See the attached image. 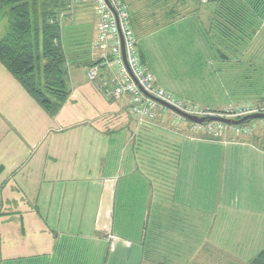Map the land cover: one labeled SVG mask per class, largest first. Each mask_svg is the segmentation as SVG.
<instances>
[{"label":"crops","instance_id":"1","mask_svg":"<svg viewBox=\"0 0 264 264\" xmlns=\"http://www.w3.org/2000/svg\"><path fill=\"white\" fill-rule=\"evenodd\" d=\"M93 54L96 60L99 51ZM197 83L201 93H211V85ZM175 93L213 107L226 103L217 92ZM96 97L103 108L90 97L89 117L59 127L78 129L77 141L52 139L38 153L50 125L42 132L36 124L2 129L0 227L6 226V235L0 236V264L244 260L247 234L236 239V249L233 242L219 255L217 245L226 241L216 229L264 227V123L214 137L162 104L153 118L138 123L127 99ZM26 103L36 109L31 99Z\"/></svg>","mask_w":264,"mask_h":264},{"label":"rangeland","instance_id":"2","mask_svg":"<svg viewBox=\"0 0 264 264\" xmlns=\"http://www.w3.org/2000/svg\"><path fill=\"white\" fill-rule=\"evenodd\" d=\"M138 3L140 7V14H142L141 16L143 17L145 15L146 21L155 25L152 27L149 26L147 31L149 32V30H154L150 32L151 37L149 38L151 48V51L149 52V66L155 72L160 84L174 92H187L193 97H202V95L206 96L209 94V90L201 93L202 90L199 87H196V83L198 82L200 84L202 82L201 80H195L186 76L185 71L189 74V68H182L181 64L188 61L190 62L191 59L190 56L180 48L179 45L181 44L179 43V45H177L175 36L170 34L171 30H168V28L164 29L165 26L158 30H156V28L164 24L163 20L167 17V12L165 10L172 7L176 8L175 15H172V17L178 19L176 20L177 23L175 22L178 26L180 21L188 20L192 16L196 18L198 17L201 20L205 19L203 22L208 25L212 14L210 4H207L208 2H203L202 0H138ZM92 5V1L73 3L71 4V8L64 10L61 13V22L62 25H64L62 31V41L68 58L67 68L71 75L73 74L75 78L72 76L70 78V87L73 95L70 100H67L68 102L61 116H59L58 121L54 120L53 117L55 115L50 116V114L44 111L40 104L27 93L19 81L0 62V134L2 129H5L10 125L12 126L13 124L41 125V129H38L40 132L45 131L44 128H48L50 125L52 129L51 132L45 134V137L42 139V146L37 150L38 153H41L46 151V148L52 139L79 140L75 134V132L78 133V129L71 128L68 130H60L59 127L63 126L62 124H65L64 122L68 120H84L86 116L89 117L91 114L87 115V111L90 110L91 107L89 105V100L91 99L90 97L94 98L95 104H97L98 107H104V104L102 102L100 103V99H97L96 97V95H101V99H103V94L92 84V81L89 80L87 76V68H85V66L87 67V64L91 61L92 55H94L92 40L96 32L97 16L92 9ZM4 11V8L0 9V36L3 35L8 24V18ZM181 16L184 17L180 18ZM200 28L203 30L201 25ZM193 30L194 36L193 34H191V36L196 39L195 42H193L195 46L193 53L195 56L201 57V53L205 49L204 44H206V46L208 45V47L212 44V48H208L207 52L210 55L211 53L213 54V59H211L213 61L215 59L214 54H217L216 59H220L219 54L221 51L228 53V48L223 43H220L218 39L212 38L210 42L207 39L206 42V39L202 35H197L200 29L198 30L197 28H194ZM242 50L243 51L241 52L243 54L239 62L232 59V61L235 62L228 63L230 66L226 70L228 74L226 73L225 77H223V84L226 85L224 90H222L215 79L210 78L208 80L206 78V80H208L206 81V84L212 86L211 93L208 96L218 97V94L219 96L223 95L226 99L225 104L220 101L219 106L213 107L200 104L198 103L200 101L196 102L197 100L186 96L181 97H184L201 106L210 107L212 110L214 109V112H220L231 105H238L244 102H250L263 106L264 26L251 43L243 47ZM179 71L180 76H177ZM104 73H107V70H105ZM104 77H107L106 74H104ZM92 89L93 91H91ZM19 90L25 93L24 97L22 94L21 96L19 95ZM7 91H10L11 94ZM4 95L8 97V100L4 97ZM30 99L33 101L34 107H36L35 110H33L31 103L30 105L26 103V101ZM25 104L27 107L31 108L26 110ZM11 113L17 114V116L13 117L12 120L10 116ZM176 118L178 120H183V116L180 114L176 115ZM137 122L139 123L138 120ZM256 122L264 123V118H254L247 123L252 125ZM144 132L145 131H143V135ZM6 134H9V132H6ZM4 135V133L0 135V162L3 148L6 146V140L2 139ZM31 140L33 139L31 138ZM15 141H18V139H15ZM1 172L2 169L0 168V173ZM31 218L32 217H30L29 220ZM12 219L15 220L19 218ZM238 227V223H234L233 228L219 226L218 229H216V233H218L217 235L219 238H224L226 241V244L220 242L218 243L217 251H219V255H224L225 249L233 242L236 249V239L247 234L248 240L243 242V256L246 260L236 261L235 259L234 261H230L229 259H221L220 261H210L209 263L245 264L248 262L247 260H251L262 248H264V227L250 229ZM4 231L6 232V226L3 228L0 227V236L6 235L4 234ZM128 233L133 234L131 232ZM1 248L2 245L0 246V251L2 250ZM221 250L224 253H222ZM1 254L2 251L0 253V257ZM177 262L178 264L181 263L180 261ZM195 262L196 264H199V261ZM200 263L203 264L202 262ZM189 264H192V262Z\"/></svg>","mask_w":264,"mask_h":264},{"label":"trees","instance_id":"3","mask_svg":"<svg viewBox=\"0 0 264 264\" xmlns=\"http://www.w3.org/2000/svg\"><path fill=\"white\" fill-rule=\"evenodd\" d=\"M126 1L142 62L152 70L149 66L151 48L147 37L150 38V32L154 30L147 31L149 26L155 25L148 23L145 15L141 16L138 0ZM71 4L68 0H0V9H5L8 18L5 32L0 36V62L50 115H56L61 110L71 93L68 58L62 41L64 25L61 22V13L71 8ZM207 4L212 8L208 25L203 22L205 19L192 16L180 21L178 26V19L172 17L176 8L172 7L165 10L167 17L163 20L164 24L156 26V30L164 26V29H170L177 45L180 43V48L190 56V62L181 64L182 68H189V74L185 71L186 76L204 83L213 78L224 90L226 85L223 84V77L228 74V63L241 60L242 48L250 44L264 26V0H209ZM92 9L95 12L93 7ZM95 14L98 16L96 12ZM182 17L184 16L180 18ZM194 28L200 29L197 35H202L206 42L207 39L209 42L212 38L218 39L228 48V53L221 51L220 59H216L217 54H214L213 61V54L207 52L212 44L210 47L204 44L201 57L195 56L193 42L196 39L191 36H194ZM97 61L91 59L87 66ZM179 73L180 71L177 76H180ZM156 80L160 84L157 76ZM94 83L104 94L97 83ZM2 205L0 186V215ZM245 264H264V248Z\"/></svg>","mask_w":264,"mask_h":264},{"label":"built area","instance_id":"4","mask_svg":"<svg viewBox=\"0 0 264 264\" xmlns=\"http://www.w3.org/2000/svg\"><path fill=\"white\" fill-rule=\"evenodd\" d=\"M68 1L72 4L92 1V7L98 15L92 48L94 51H99V55L96 59L98 61L87 67L89 80L97 83L106 98L127 99L128 107L138 121L145 122L154 117V108L161 103L153 96L184 112L198 116L218 115L237 119L247 114L264 111V105L244 102L214 112V109L191 102L157 83L155 73L142 62L126 0ZM122 41L126 61L123 58ZM105 70L107 73H104ZM104 74L107 77H104ZM194 126L214 137L225 134L229 128L239 135L248 133L252 127L249 123L229 125L221 121L194 122Z\"/></svg>","mask_w":264,"mask_h":264},{"label":"water","instance_id":"5","mask_svg":"<svg viewBox=\"0 0 264 264\" xmlns=\"http://www.w3.org/2000/svg\"><path fill=\"white\" fill-rule=\"evenodd\" d=\"M122 53H123V58L126 61L123 41H122ZM153 98L156 99L159 103L163 104L164 106L176 111L181 116H183V117H185L191 121H194L196 123H204L205 121H221V122H224V123L229 124V125H233V124L236 125V124H242L245 121H249V120H252L254 118H264V111L247 114V115L240 117V118H237V119L218 116V115L198 116V115L189 114L187 112H184V111L178 109L177 107H175V106H173V105H171V104H169V103H167L161 99H158L154 96H153Z\"/></svg>","mask_w":264,"mask_h":264}]
</instances>
